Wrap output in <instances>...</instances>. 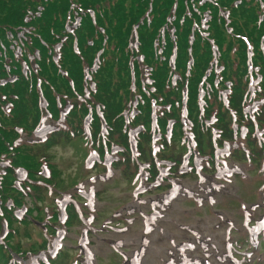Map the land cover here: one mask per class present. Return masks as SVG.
Listing matches in <instances>:
<instances>
[{"label":"trees","instance_id":"1","mask_svg":"<svg viewBox=\"0 0 264 264\" xmlns=\"http://www.w3.org/2000/svg\"><path fill=\"white\" fill-rule=\"evenodd\" d=\"M222 13L227 15L230 34ZM202 20L206 21V30L201 27ZM134 27L137 50L130 47ZM74 41L78 54L74 52ZM247 43L252 47V65L261 77L257 95L264 99V0H0V161L3 154L9 153L17 134L15 127L29 132L39 123L40 94L48 104L47 110L55 115L56 96L73 99L68 125L79 133H83L85 116L98 105L108 127L107 139L102 142L100 125L94 117L92 139H85L86 144L101 152L106 145L121 147L119 165H128L130 173L136 163L129 153L122 115L134 98L138 102L131 125L143 128L137 138L139 161L149 156L154 104L156 127L161 134L159 158L178 162L179 156L164 152L179 145L184 87L187 117L198 147L205 137L211 144V129L220 133L219 144L231 140L232 114L237 125L245 126L252 134L253 126L243 113L249 82ZM56 45H60L57 62L53 59ZM174 49L172 70L169 60ZM100 51L97 70L89 71L95 90L85 99L84 67L90 70ZM138 56L143 57L142 64L136 60ZM214 67L220 69L219 74ZM132 72L135 91H131ZM143 72L150 84L142 82ZM175 74L179 79L174 82ZM200 86L205 93L202 111L198 104ZM228 89L226 107L220 92ZM210 117L215 118L211 128L205 125ZM256 118L264 126L263 106ZM169 120L175 121L171 142L163 136ZM19 159L32 164L24 153ZM7 199V194L0 191V206L11 240L17 232V222L4 208ZM14 247L17 252L19 246Z\"/></svg>","mask_w":264,"mask_h":264},{"label":"rangeland","instance_id":"2","mask_svg":"<svg viewBox=\"0 0 264 264\" xmlns=\"http://www.w3.org/2000/svg\"><path fill=\"white\" fill-rule=\"evenodd\" d=\"M208 137H205L204 148H210L208 146ZM60 145V144H59ZM180 149L177 148L174 155L178 156ZM210 151V149L208 150ZM225 154H230V149L226 148L224 150ZM56 161L59 165V169L63 172V178L67 181V184L70 185L74 181L76 182L79 176L82 175L83 169V158L81 153H75L72 148L60 146L56 151ZM227 156V155H226ZM226 161V160H224ZM226 163V162H225ZM224 163V164H225ZM232 162H228L230 169L235 168ZM236 165V164H234ZM237 166V165H236ZM244 173L242 166H237ZM118 172H112L109 170V173L99 175L93 174L94 176L88 177V179L82 184V191L88 197L90 194L99 191V188H103V192H97V200L89 199L87 200L86 205L92 210L98 212L96 215H92L88 221V225L85 227H80L75 222H72L69 230H59V246L62 247L65 252L64 255L58 258L56 264H66L67 259L73 255L71 250L78 251L80 256V262L86 264L89 260L90 264H118L123 263L124 259L118 260L113 245L118 240H130V245L127 247L128 254L130 259L140 260L139 253L142 252L145 248L142 246L144 241L149 244L150 236L152 232L145 236L144 232L139 231L141 229L142 223L139 220V217L136 218V209H133L130 213L120 211L119 208L124 205L133 204L134 198L133 194L136 189L140 191L147 192L152 190V187L146 183V181H135L133 185L128 181L122 179L117 175ZM163 175H167V171H164ZM144 179L145 176H142ZM258 178H260L258 176ZM175 180L176 183L186 182L185 184L194 183L192 179ZM143 182V183H141ZM238 184L240 188V195L238 200L226 199L224 201L225 207H232L235 209H241L242 205L250 204L253 201L258 200V196L261 194V187H257L254 182H246L238 179ZM168 188V187H167ZM168 190H170L168 188ZM45 204H49L48 200H45ZM124 208V207H123ZM119 211H116V210ZM117 214V220L115 219L114 214ZM259 215H257L258 217ZM132 218V222L129 220H124ZM112 219L116 225L119 224V227L116 226L121 233H115L112 228H104L102 230V225L104 223H109ZM76 226V227H75ZM30 226H20L18 227L20 235H24L25 232L31 234L34 232H29ZM25 238V237H22ZM85 238L84 241L82 239ZM245 240H247L245 236ZM26 239H21V244H25ZM134 243V244H132ZM87 252V254H85ZM264 256V252L261 254ZM98 259V260H95ZM116 261V263H115ZM141 261V260H140Z\"/></svg>","mask_w":264,"mask_h":264}]
</instances>
